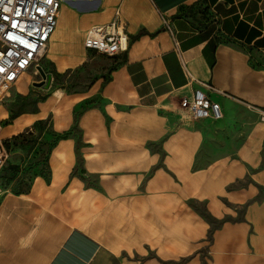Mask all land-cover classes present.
<instances>
[{
    "label": "crops",
    "instance_id": "obj_1",
    "mask_svg": "<svg viewBox=\"0 0 264 264\" xmlns=\"http://www.w3.org/2000/svg\"><path fill=\"white\" fill-rule=\"evenodd\" d=\"M117 9L129 48L106 81L0 107L4 134L48 118L66 133L46 176L0 195V264H264V120L248 106L264 109V0H68L43 57L87 63L88 30ZM198 81L227 93H211L220 119L180 109Z\"/></svg>",
    "mask_w": 264,
    "mask_h": 264
},
{
    "label": "built area",
    "instance_id": "obj_2",
    "mask_svg": "<svg viewBox=\"0 0 264 264\" xmlns=\"http://www.w3.org/2000/svg\"><path fill=\"white\" fill-rule=\"evenodd\" d=\"M67 1L0 0V91L12 87L30 69L34 73L38 72L39 61L57 26L60 9ZM162 26L170 34L178 51L179 41L168 17L162 16ZM84 47L108 56H114L129 48V37L119 9L115 11L111 22L93 26L88 30ZM192 81L194 78L190 77V82ZM198 82L203 89L195 88L191 95L180 98V109L195 121L220 119L223 116L221 104L212 99L211 93H227L211 82ZM248 106L256 109L261 120H264V109ZM5 153L4 139L0 137V167Z\"/></svg>",
    "mask_w": 264,
    "mask_h": 264
},
{
    "label": "rangeland",
    "instance_id": "obj_3",
    "mask_svg": "<svg viewBox=\"0 0 264 264\" xmlns=\"http://www.w3.org/2000/svg\"><path fill=\"white\" fill-rule=\"evenodd\" d=\"M46 59V57L40 59L39 66L46 73L52 74L49 87L46 88L44 85L39 84L45 81L39 68L37 73L32 72V69H30L27 76L31 83L29 97L15 95L14 86L3 88L0 91V107L8 104L7 106L11 108L12 116L26 110H35L39 99L45 98L47 94L57 89L69 93L83 92L96 80L102 79L106 81L114 66V64L109 62L110 56L96 51L89 57L87 63L83 64L82 62L67 69L62 68L60 72L55 71ZM85 106L87 104L81 105V108ZM10 122V119H0V137L4 138L6 148L0 167V188L2 193L21 194L30 188L35 176L47 175L48 153L62 133H56L53 130L50 118H48L19 133L4 134L3 129Z\"/></svg>",
    "mask_w": 264,
    "mask_h": 264
},
{
    "label": "water",
    "instance_id": "obj_4",
    "mask_svg": "<svg viewBox=\"0 0 264 264\" xmlns=\"http://www.w3.org/2000/svg\"><path fill=\"white\" fill-rule=\"evenodd\" d=\"M41 72H42V77L43 79L45 80L44 83H39L40 85H44L46 88L49 87L50 85V81H51V78H52V74L51 73H46L41 66L38 67Z\"/></svg>",
    "mask_w": 264,
    "mask_h": 264
},
{
    "label": "trees",
    "instance_id": "obj_5",
    "mask_svg": "<svg viewBox=\"0 0 264 264\" xmlns=\"http://www.w3.org/2000/svg\"><path fill=\"white\" fill-rule=\"evenodd\" d=\"M39 122H41V121H39ZM64 135H66V133H65V134H61V135H59V137L64 136ZM59 137H58V138H59Z\"/></svg>",
    "mask_w": 264,
    "mask_h": 264
},
{
    "label": "bare ground",
    "instance_id": "obj_6",
    "mask_svg": "<svg viewBox=\"0 0 264 264\" xmlns=\"http://www.w3.org/2000/svg\"><path fill=\"white\" fill-rule=\"evenodd\" d=\"M61 16V15H60ZM48 48V47H47ZM47 50V49H46Z\"/></svg>",
    "mask_w": 264,
    "mask_h": 264
}]
</instances>
